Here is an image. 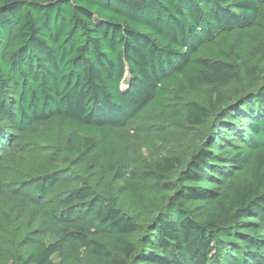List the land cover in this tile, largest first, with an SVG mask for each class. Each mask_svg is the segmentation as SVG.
Listing matches in <instances>:
<instances>
[{"label":"trees","instance_id":"1","mask_svg":"<svg viewBox=\"0 0 264 264\" xmlns=\"http://www.w3.org/2000/svg\"><path fill=\"white\" fill-rule=\"evenodd\" d=\"M262 7L0 0V119L18 133L57 119L67 156L95 160L115 184L83 183L53 200L47 235L19 224L0 264H264V41L202 55ZM149 111L203 132L202 146L134 171L108 141ZM58 183L52 173L22 186L47 202Z\"/></svg>","mask_w":264,"mask_h":264},{"label":"rangeland","instance_id":"2","mask_svg":"<svg viewBox=\"0 0 264 264\" xmlns=\"http://www.w3.org/2000/svg\"><path fill=\"white\" fill-rule=\"evenodd\" d=\"M253 38L264 41V7L249 28L223 32L206 47L202 55H216L223 46H238L246 41L248 47ZM129 81L125 74L121 89L126 90ZM62 124L57 119L33 125L27 132L18 133L13 119H0V179L4 194L0 201V247L10 248V237L18 232L19 224L30 237H43L49 231L44 216L53 200L66 195L83 183L114 186V175L91 159L69 158L65 153ZM204 133L187 128L165 112L149 111L133 120L126 127L116 129L109 138V146L116 151L115 158L123 155L129 159L133 170L149 167L152 161L165 151H178L188 159V153L196 152L204 142ZM188 152V153H187ZM55 174L59 180L50 201L44 202L31 196L22 185L29 179ZM12 254V251H10ZM57 264L58 260L53 261Z\"/></svg>","mask_w":264,"mask_h":264}]
</instances>
